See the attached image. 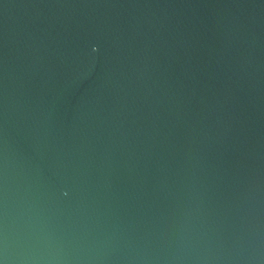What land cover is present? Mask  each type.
<instances>
[{
  "label": "water",
  "instance_id": "1",
  "mask_svg": "<svg viewBox=\"0 0 264 264\" xmlns=\"http://www.w3.org/2000/svg\"><path fill=\"white\" fill-rule=\"evenodd\" d=\"M0 264H264V0H0Z\"/></svg>",
  "mask_w": 264,
  "mask_h": 264
}]
</instances>
